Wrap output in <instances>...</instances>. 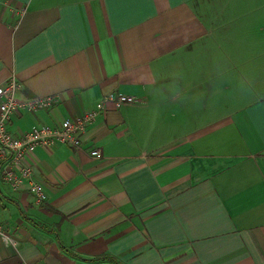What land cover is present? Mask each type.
Segmentation results:
<instances>
[{"label": "crops", "instance_id": "0c3cea01", "mask_svg": "<svg viewBox=\"0 0 264 264\" xmlns=\"http://www.w3.org/2000/svg\"><path fill=\"white\" fill-rule=\"evenodd\" d=\"M12 74L57 100L13 114L16 137L140 101L83 149H36L44 205L0 178V264H264V0H0Z\"/></svg>", "mask_w": 264, "mask_h": 264}, {"label": "built area", "instance_id": "2783aa9c", "mask_svg": "<svg viewBox=\"0 0 264 264\" xmlns=\"http://www.w3.org/2000/svg\"><path fill=\"white\" fill-rule=\"evenodd\" d=\"M20 84L15 74H12L0 88V178L13 191H21L25 186L40 205H44L47 196L43 186L36 182L29 158L38 147H50L57 144L68 146L74 150L83 149L85 137L98 117L110 107L118 110L125 105L137 104L140 100L118 92L105 94L96 107L82 116L64 120L60 125L39 126L20 137L13 136L8 131V124L13 114L26 107L30 112L52 108L57 100L54 97L36 98L21 101L16 97ZM93 158H102L99 149L92 150ZM0 236L6 243L17 246V240L5 232L0 224Z\"/></svg>", "mask_w": 264, "mask_h": 264}]
</instances>
